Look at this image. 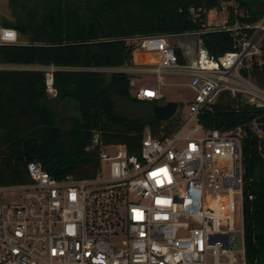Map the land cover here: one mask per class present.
I'll use <instances>...</instances> for the list:
<instances>
[{
  "label": "built area",
  "instance_id": "built-area-1",
  "mask_svg": "<svg viewBox=\"0 0 264 264\" xmlns=\"http://www.w3.org/2000/svg\"><path fill=\"white\" fill-rule=\"evenodd\" d=\"M201 10L207 12L191 9L194 21ZM228 20L229 13L217 28L203 24L196 31L133 38L141 50L160 55L154 66L138 70L154 73L157 86L142 84L135 96L160 100L166 75H188L195 91L188 115L164 138L148 131L138 154L125 144L101 143L94 178H56L30 161L31 183L0 187V264H247L243 129L207 128L199 119L223 92L264 107V86L252 76L255 67L264 69V15L256 22ZM209 30L230 31L234 48L211 56L200 37ZM15 43L19 32L0 18V46ZM20 68L45 70L47 91L56 95L60 67L0 63V69ZM254 130L264 137L257 121ZM104 162L107 178L99 175ZM159 169L167 175L154 176ZM10 189L20 191L19 200L5 201Z\"/></svg>",
  "mask_w": 264,
  "mask_h": 264
},
{
  "label": "trees",
  "instance_id": "trees-1",
  "mask_svg": "<svg viewBox=\"0 0 264 264\" xmlns=\"http://www.w3.org/2000/svg\"><path fill=\"white\" fill-rule=\"evenodd\" d=\"M223 3L229 24L264 15V0H8V9L0 8L1 22L27 42L1 45L0 63L60 68L54 71V96L47 91L45 70L0 69V187L31 183L30 161L56 178H94L101 143L125 144L138 154L148 131L160 138L172 134L182 118L156 117L154 107L161 102L132 95L130 73L95 68L137 65L140 45L133 38L200 30L208 11L217 13ZM192 8L207 12L198 11L194 21ZM200 37L214 57L234 48L227 30ZM178 54L182 61L180 49ZM252 76L264 86V69L255 67ZM122 101L143 106V114L128 116ZM263 117L264 107L223 92L199 118L207 128L243 129L247 264H264V137L254 130Z\"/></svg>",
  "mask_w": 264,
  "mask_h": 264
},
{
  "label": "rangeland",
  "instance_id": "rangeland-1",
  "mask_svg": "<svg viewBox=\"0 0 264 264\" xmlns=\"http://www.w3.org/2000/svg\"><path fill=\"white\" fill-rule=\"evenodd\" d=\"M3 9H8V0H0V8ZM8 13H10L9 10H7ZM228 4L223 3L221 6L218 8L217 13L215 12L214 14L211 15V12L208 11V20H207V25L211 28H217L222 26L220 22V17L221 15L228 14ZM244 11L241 10L240 13H243ZM183 41L189 42V41H194L196 40L194 36L190 37H180ZM172 44L177 43V38H172ZM20 42L26 43L27 38L26 36H20ZM140 53V61L137 65L135 66H124L117 68L119 71H126L131 74L132 76V95H135L136 90L138 86L142 84L150 85V86H157V77L154 73L150 71L142 72L139 73L138 70L140 67L143 66H149L152 67L155 65V63L158 61L159 58V53L157 52H146L143 50H139ZM9 68H14V67H9ZM28 68H38V66H31ZM103 71H110V69H103ZM189 76L188 75H182V74H168L164 77V84L161 86L162 92L164 96L158 100L161 102V104H164L170 100H174L178 102V109L175 113L174 116H180L182 118V121L184 118L188 115V108H189V103L194 100L195 98V91L194 89L188 84L189 83ZM52 95V94H51ZM123 112L127 114L130 117H137L141 116L143 113L141 112V108H144L141 105L130 103L127 101H122L120 103ZM141 107V108H139ZM60 113H64L61 109H59ZM108 164L106 162L103 163L102 165V171L101 174L99 175L102 178H107L109 176L108 174ZM15 192H20L17 189H10L9 191H6L4 199L5 201H16L19 200L20 196L19 194H16ZM242 248V235L241 233L238 234V239L236 241L235 246L233 249L236 251V255H240V250Z\"/></svg>",
  "mask_w": 264,
  "mask_h": 264
},
{
  "label": "water",
  "instance_id": "water-1",
  "mask_svg": "<svg viewBox=\"0 0 264 264\" xmlns=\"http://www.w3.org/2000/svg\"><path fill=\"white\" fill-rule=\"evenodd\" d=\"M178 109V102L170 100L164 104H158L154 107V114L156 117L167 120L173 117ZM258 127L264 131V117L257 120Z\"/></svg>",
  "mask_w": 264,
  "mask_h": 264
},
{
  "label": "snow or ice",
  "instance_id": "snow-or-ice-1",
  "mask_svg": "<svg viewBox=\"0 0 264 264\" xmlns=\"http://www.w3.org/2000/svg\"><path fill=\"white\" fill-rule=\"evenodd\" d=\"M11 35V34H10ZM159 173H163L165 175H167V170L166 169H159L157 170L156 173H153L154 176H157ZM162 182V181H161ZM161 201H158V203H160Z\"/></svg>",
  "mask_w": 264,
  "mask_h": 264
}]
</instances>
